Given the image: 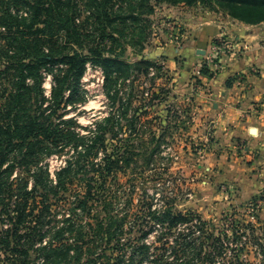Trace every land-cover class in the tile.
<instances>
[{"label": "trees", "instance_id": "16d2710c", "mask_svg": "<svg viewBox=\"0 0 264 264\" xmlns=\"http://www.w3.org/2000/svg\"><path fill=\"white\" fill-rule=\"evenodd\" d=\"M150 1L0 0V264L241 262L238 254L226 257L228 231L215 234L199 213L176 207L181 183L165 176L174 161L167 119L158 133L147 111L128 116L129 100L90 134L58 114L66 87L78 97L88 62L114 87L130 72L116 33L127 21L149 20ZM219 1L236 18L254 22L246 13L257 12L264 20V0ZM45 72L54 79L47 103ZM108 94L115 103L118 91ZM53 155L63 158L54 174L45 164ZM225 226L243 232L231 220Z\"/></svg>", "mask_w": 264, "mask_h": 264}, {"label": "rangeland", "instance_id": "374dc122", "mask_svg": "<svg viewBox=\"0 0 264 264\" xmlns=\"http://www.w3.org/2000/svg\"><path fill=\"white\" fill-rule=\"evenodd\" d=\"M150 4L153 10L145 16L149 20L127 21L119 26L124 34L116 33V52L132 64L130 72L120 74L114 87L112 81L107 84L100 65L88 62L79 79L78 97H73L71 86L66 87L58 114H63V118L73 116L76 130L90 134L95 131L97 120L112 111L118 114L120 105L129 100L133 103L128 116L147 111L145 117L151 120L156 132H161V124L167 119L171 127L166 140L174 161L171 172H165V176L181 183L176 207L199 213L215 234L228 231L226 257L238 254L241 258L240 263L232 264H260L264 260V140H224L217 133L216 106L208 102L205 94L210 81L229 59L238 57L244 49L236 41L240 34L231 29L229 17L263 26L264 20H257V12H245L254 22L236 18L219 0H151ZM214 26L217 31L212 33ZM111 45L107 42V46ZM4 67L5 60L0 58V68ZM45 75L47 103L54 79L51 73ZM244 75L235 74L227 82L232 85L236 81L241 87ZM27 81L33 83L32 78ZM109 89L118 91L115 103ZM153 91L159 94L148 103L149 99L144 97ZM252 108L255 113L259 111L257 105ZM247 113L245 110L244 115ZM58 114L52 115L55 123L60 121ZM121 120L126 121L123 117ZM141 124L140 120L138 125ZM62 163L59 155L45 161L53 174ZM148 190L156 193L152 183ZM94 213L102 212L97 207ZM230 220L240 226L241 234L236 235L231 226H225ZM148 238L154 240L155 232ZM31 255L36 258L35 253Z\"/></svg>", "mask_w": 264, "mask_h": 264}, {"label": "crops", "instance_id": "0c3cea01", "mask_svg": "<svg viewBox=\"0 0 264 264\" xmlns=\"http://www.w3.org/2000/svg\"><path fill=\"white\" fill-rule=\"evenodd\" d=\"M229 20L233 23L231 29L240 34L236 38L238 45L244 49L238 57L228 58L225 68L210 81L205 95L209 97L208 102L216 106L217 133L224 140H264V26L231 17ZM216 31L214 26L212 33ZM199 50L201 48H197ZM238 73L245 74L241 87L236 81L232 85L227 82ZM255 105L259 107L256 113L252 110ZM245 110H248L246 116Z\"/></svg>", "mask_w": 264, "mask_h": 264}]
</instances>
